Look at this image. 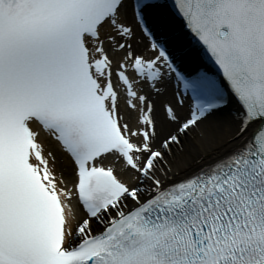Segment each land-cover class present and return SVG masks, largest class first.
Segmentation results:
<instances>
[{
  "label": "snow or ice",
  "instance_id": "6c2138e0",
  "mask_svg": "<svg viewBox=\"0 0 264 264\" xmlns=\"http://www.w3.org/2000/svg\"><path fill=\"white\" fill-rule=\"evenodd\" d=\"M0 264H264V0H0Z\"/></svg>",
  "mask_w": 264,
  "mask_h": 264
},
{
  "label": "bare ground",
  "instance_id": "6f19581e",
  "mask_svg": "<svg viewBox=\"0 0 264 264\" xmlns=\"http://www.w3.org/2000/svg\"><path fill=\"white\" fill-rule=\"evenodd\" d=\"M204 130H205L206 137H208L209 139H211L214 142H219V141L223 140L228 134V131L226 128L217 127L213 123L206 124ZM201 147H202V145L200 143L199 137L193 138L191 143L188 145V149L193 153L201 150Z\"/></svg>",
  "mask_w": 264,
  "mask_h": 264
}]
</instances>
